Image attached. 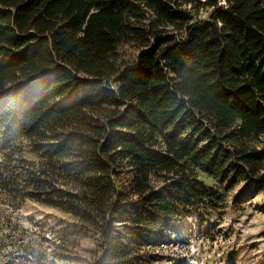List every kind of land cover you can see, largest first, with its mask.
Here are the masks:
<instances>
[{
	"label": "trees",
	"instance_id": "trees-1",
	"mask_svg": "<svg viewBox=\"0 0 264 264\" xmlns=\"http://www.w3.org/2000/svg\"><path fill=\"white\" fill-rule=\"evenodd\" d=\"M198 171L264 193V0H0V192L53 262L141 264L223 200Z\"/></svg>",
	"mask_w": 264,
	"mask_h": 264
},
{
	"label": "rangeland",
	"instance_id": "rangeland-1",
	"mask_svg": "<svg viewBox=\"0 0 264 264\" xmlns=\"http://www.w3.org/2000/svg\"><path fill=\"white\" fill-rule=\"evenodd\" d=\"M207 12H204L206 15ZM127 52H132L129 45ZM213 190L222 192L215 206L181 219L172 239L154 245L141 264H264V193L197 173ZM49 215H52L49 217ZM60 213L35 201L15 206L0 192V264H56L49 257L51 224ZM49 217V218H48ZM92 239H81L70 264H90Z\"/></svg>",
	"mask_w": 264,
	"mask_h": 264
}]
</instances>
